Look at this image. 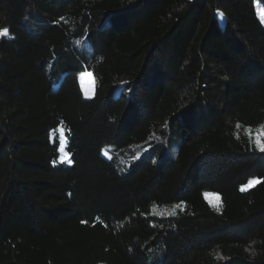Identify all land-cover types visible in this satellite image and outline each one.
Segmentation results:
<instances>
[{
	"label": "trees",
	"instance_id": "1",
	"mask_svg": "<svg viewBox=\"0 0 264 264\" xmlns=\"http://www.w3.org/2000/svg\"><path fill=\"white\" fill-rule=\"evenodd\" d=\"M258 8L0 0V264H264Z\"/></svg>",
	"mask_w": 264,
	"mask_h": 264
},
{
	"label": "rangeland",
	"instance_id": "2",
	"mask_svg": "<svg viewBox=\"0 0 264 264\" xmlns=\"http://www.w3.org/2000/svg\"><path fill=\"white\" fill-rule=\"evenodd\" d=\"M258 12H259L260 18L263 19L264 12L260 8H258ZM79 83H80V87H81L83 96L85 98L92 97L93 93H94V82H93V78H92L91 74L87 71L82 70L80 72V75H79ZM254 137H255V142L261 146L262 145V138L264 137V127H260L256 131V133H254ZM62 148H63V151L61 152L62 155L60 154V160L67 161V159H65V157H67V154L65 153V150H64V139H63V137H62ZM256 181H257L256 178H251L241 188L251 187L256 183ZM205 196L211 203H213V204L217 203L218 197L216 194L206 192Z\"/></svg>",
	"mask_w": 264,
	"mask_h": 264
},
{
	"label": "snow or ice",
	"instance_id": "3",
	"mask_svg": "<svg viewBox=\"0 0 264 264\" xmlns=\"http://www.w3.org/2000/svg\"><path fill=\"white\" fill-rule=\"evenodd\" d=\"M6 33H7V30H5L4 32H0V36L6 35ZM77 43H79V41H77ZM261 150L264 151V148H262ZM65 159H67V157H65ZM68 162L71 163L70 160Z\"/></svg>",
	"mask_w": 264,
	"mask_h": 264
}]
</instances>
